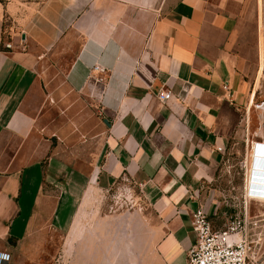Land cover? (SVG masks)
<instances>
[{
  "label": "crops",
  "instance_id": "crops-1",
  "mask_svg": "<svg viewBox=\"0 0 264 264\" xmlns=\"http://www.w3.org/2000/svg\"><path fill=\"white\" fill-rule=\"evenodd\" d=\"M243 1L0 0L9 264H186L192 213L224 226L218 170L257 94L242 76L258 36Z\"/></svg>",
  "mask_w": 264,
  "mask_h": 264
},
{
  "label": "rangeland",
  "instance_id": "rangeland-1",
  "mask_svg": "<svg viewBox=\"0 0 264 264\" xmlns=\"http://www.w3.org/2000/svg\"><path fill=\"white\" fill-rule=\"evenodd\" d=\"M208 1L216 4L219 0ZM235 12L238 13L247 32H252L254 20L257 19V50L253 48L251 38L250 42L241 48L245 57L242 76L247 83V89L252 88L257 91V94L249 105L240 104V120L232 135L226 138L224 162L218 170L216 184L220 191L218 199L226 212L225 223L236 216L246 220L249 224L247 232L251 252L254 251L255 256H261L260 261L263 262L264 201L259 198L252 199L250 196L264 198V190L252 191L251 189H255L256 185L264 186V181L257 179L261 177L258 173H264V168L260 167L264 164V160L262 161L257 153L258 143H264V0H244L239 4V8H235ZM254 167L262 170L254 172L248 178V173ZM113 195L112 203L115 204V201L121 199L124 201V207H137L141 201L137 196L133 198L136 201L132 202L131 198L127 199L115 192ZM116 204L119 205V203Z\"/></svg>",
  "mask_w": 264,
  "mask_h": 264
},
{
  "label": "built area",
  "instance_id": "built-area-1",
  "mask_svg": "<svg viewBox=\"0 0 264 264\" xmlns=\"http://www.w3.org/2000/svg\"><path fill=\"white\" fill-rule=\"evenodd\" d=\"M170 95L159 92L158 98L168 99ZM248 225L244 218L236 216L222 228H214L203 208L198 207L191 215L195 241L187 252L186 264H262L261 256L251 252ZM9 261L10 255L0 252V264Z\"/></svg>",
  "mask_w": 264,
  "mask_h": 264
},
{
  "label": "bare ground",
  "instance_id": "bare-ground-1",
  "mask_svg": "<svg viewBox=\"0 0 264 264\" xmlns=\"http://www.w3.org/2000/svg\"><path fill=\"white\" fill-rule=\"evenodd\" d=\"M261 160L263 161V160H264V157H262ZM259 161H260V160H259ZM260 164H261V162H260ZM263 165H264V164H262V166H260V167H262V169L264 168ZM263 170H264V169H263ZM258 174H260V175H258V176H261V175H263L264 173H263V174H262V173H258ZM257 179H258V180H261V181H264V180H262V179H264L262 176H261V177H258ZM259 183H263V182H259ZM263 184H264V183H263ZM256 189L264 190V186H259V187L257 186Z\"/></svg>",
  "mask_w": 264,
  "mask_h": 264
},
{
  "label": "water",
  "instance_id": "water-1",
  "mask_svg": "<svg viewBox=\"0 0 264 264\" xmlns=\"http://www.w3.org/2000/svg\"><path fill=\"white\" fill-rule=\"evenodd\" d=\"M105 122H106V120H105ZM263 178H264V174L263 175H261ZM262 180H264V179H262Z\"/></svg>",
  "mask_w": 264,
  "mask_h": 264
}]
</instances>
